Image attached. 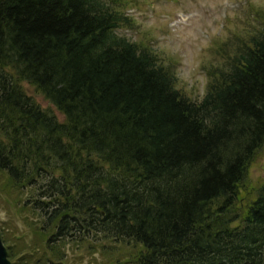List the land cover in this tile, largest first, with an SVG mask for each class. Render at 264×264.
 <instances>
[{
	"label": "trees",
	"instance_id": "1",
	"mask_svg": "<svg viewBox=\"0 0 264 264\" xmlns=\"http://www.w3.org/2000/svg\"><path fill=\"white\" fill-rule=\"evenodd\" d=\"M123 1L0 0V174L46 237L12 264H70L55 244L75 234L113 264H264V181L241 191L264 145V27L194 101L117 34Z\"/></svg>",
	"mask_w": 264,
	"mask_h": 264
},
{
	"label": "rangeland",
	"instance_id": "2",
	"mask_svg": "<svg viewBox=\"0 0 264 264\" xmlns=\"http://www.w3.org/2000/svg\"><path fill=\"white\" fill-rule=\"evenodd\" d=\"M120 9L129 22L119 27L117 34L152 49L158 61L175 73L176 88L194 101L201 100L206 91L208 71L227 69V60L248 40L249 34L264 27V0H124ZM177 14L184 20L178 22ZM20 84L41 108L59 121L64 120L34 86L26 81ZM263 181L264 145L250 164L242 193L252 191ZM34 193L39 190L34 188ZM29 197V189L6 187L5 176L0 174V237L11 264L21 258L23 261L32 249L33 257L43 256L46 237L39 232L41 218L29 210ZM74 236L77 239L69 237L55 244L70 264H92V258L102 262L117 254L106 248L92 253L93 246L104 244L102 239ZM18 239L24 240L23 248L16 244ZM9 249L14 251L13 257L8 256ZM113 263L108 260L104 264Z\"/></svg>",
	"mask_w": 264,
	"mask_h": 264
},
{
	"label": "water",
	"instance_id": "3",
	"mask_svg": "<svg viewBox=\"0 0 264 264\" xmlns=\"http://www.w3.org/2000/svg\"><path fill=\"white\" fill-rule=\"evenodd\" d=\"M0 264H11L8 257H7V251L2 244L1 237H0Z\"/></svg>",
	"mask_w": 264,
	"mask_h": 264
}]
</instances>
